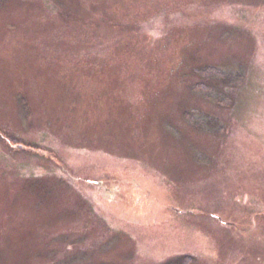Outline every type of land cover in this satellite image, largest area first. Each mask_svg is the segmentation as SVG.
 <instances>
[{"label": "rangeland", "instance_id": "obj_1", "mask_svg": "<svg viewBox=\"0 0 264 264\" xmlns=\"http://www.w3.org/2000/svg\"><path fill=\"white\" fill-rule=\"evenodd\" d=\"M185 257L264 264V0H0V264Z\"/></svg>", "mask_w": 264, "mask_h": 264}, {"label": "trees", "instance_id": "obj_2", "mask_svg": "<svg viewBox=\"0 0 264 264\" xmlns=\"http://www.w3.org/2000/svg\"><path fill=\"white\" fill-rule=\"evenodd\" d=\"M230 78V77H229ZM212 97V96H211ZM214 99V98H213ZM186 260H191V258L190 257H185V259L181 262L182 264L184 263V261H186ZM165 264H177L175 261H169V262H167V263H165Z\"/></svg>", "mask_w": 264, "mask_h": 264}]
</instances>
